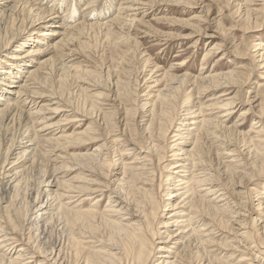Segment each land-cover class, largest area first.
I'll use <instances>...</instances> for the list:
<instances>
[{
  "label": "rangeland",
  "instance_id": "374dc122",
  "mask_svg": "<svg viewBox=\"0 0 264 264\" xmlns=\"http://www.w3.org/2000/svg\"><path fill=\"white\" fill-rule=\"evenodd\" d=\"M62 1L66 2L67 0H62ZM126 1L127 0H97V3L95 4V6L89 9L87 8V6L86 7L84 6L85 2L83 4L80 2L81 5L79 3H76V5H78L79 7V10L76 11V13H78L77 15L82 14L84 15L83 19L85 20L86 18V20L87 19L88 20H87V23H85L86 20L82 21L83 19L80 20L82 22H79L76 20L75 23H78V22L80 24L84 23V25L96 24V26L95 27L88 26L89 29L85 28L83 29L84 31L83 30L77 31V34L76 36H74V38L76 37L80 43L77 40H75L76 42L74 41V45L71 44L72 47L70 46L71 47L70 53L72 54V57L68 59L67 61L73 67L75 66V69L79 68L80 70L84 68L83 71L85 69L86 70L84 72L81 70L80 71L77 70L76 74L73 72L71 74L64 75L62 72L58 70L50 69L51 68L50 67L49 70H47L48 76H47V81H45L46 83L43 82L45 84L44 85L40 84L39 86L35 85L36 86L35 88L38 89L37 92L40 90L42 93L43 92L46 93L45 94L46 96L47 95L51 96L52 94L53 96H55L54 99L55 98L58 99V102L60 103V105L63 104V107L65 106L67 110L69 109L68 111H70L71 109V112L73 114L75 112L74 114L75 116H83L79 118L82 121L63 127L64 129H62V132L65 131V134H64L65 136H73L72 134L74 132H79V133L81 131L83 132L90 126H93L94 128L98 130L96 135L99 138H97L96 141H94L93 143H90V142H86L83 144L79 143V144H76L77 146L72 147L69 150L70 152L74 154L89 153L90 155H92L93 153L94 156L97 155V157L95 156L96 157L95 160L101 159L99 160L100 163H98L97 165L98 161L97 162L91 161L92 164L90 163L88 165H90L91 167L94 165L95 166L91 168L87 165L89 167V170L87 169L88 167H84L82 170H80L82 167L77 168L79 167L77 166L70 173L64 172L63 174H61V178L65 180L69 178L74 179L76 177V182L77 181L82 182L81 185H84V183H87V180L91 179V177L89 176L90 173H91L90 175H92L93 173L94 177H96V175L98 174L96 177L97 179L95 178L96 182H98L99 177H101L99 176V174L103 176V173L105 172L104 176L106 174L108 176H111V177H108L106 175L107 176V177L105 176L106 178L103 176V180L107 182V186L104 185V187L103 186L101 187L103 189V190H100L101 193L100 192L97 193V191H99L98 188H92L93 190L94 189L96 190L90 191V192L88 191L89 193L87 192V190H85L87 192V193L85 192V194L87 195L88 194L91 195L92 192H94V194H92V197L87 196L88 198H92L94 200L86 199L84 198L85 196L84 197L80 196L81 194H76L75 195L76 198H71V195L74 194L72 193V194H69L70 196L68 195L70 199H68V201L67 200L64 201L66 202L64 205L69 204L71 206H74L72 203H74L75 205H77L78 203H79L78 205H80V203H83L84 205L83 204L81 205L84 206V209L90 208L92 210V206H94L96 203L95 207L97 208L98 206L97 210L99 209L100 212H103V211L105 212L107 210L109 203H111L109 199L110 195H114V190L112 188L114 187L115 189H118L117 185L119 183L117 182V179L121 178L122 164L123 163L129 164V165H136L139 163L144 164L146 165V167H143V171L146 172L152 179H155L156 183L155 182H151V183L152 184L154 183L153 185H155L156 189L158 190L159 198L157 201L160 202V206H161L159 210V215H158L159 218H157L158 219L157 224H155L156 225L155 228L157 229V233L155 236V240H156L155 245L162 246V244L165 243V241L170 242L174 237L173 238L171 237L172 239L170 238L169 240H167V237H168L167 235L170 234L171 232H176L178 228H175V227L168 228L166 227V225H163V224L158 225V223L159 222L166 223V221L168 220L167 219L169 217L168 212H163V211H165V205L169 203V200H170L169 198H171L170 194L173 193L175 190L174 189L175 184L173 183L174 181L171 178L172 176L174 178V176L176 175L172 174L174 171H172L171 168L169 170V168L166 169V167H168V165L171 163L180 162L179 159H183L184 157V156L173 157L174 155L173 150L174 151L177 150L174 145L178 144V142L173 143V141L175 140L173 136L177 134L176 127H179L181 120H185L182 117H187L186 110H188L189 107L191 106L188 104L191 94L195 95L192 102L202 101V103L204 104L205 103L209 104L212 102V101H209L212 97H214L215 95H218L219 93L225 92L226 90H228V88H230L228 87V88H222V89L210 91L209 93H206L202 96L197 95L196 94L197 87H195L194 89L195 84L193 83L194 82L193 80H195L194 78L199 77L198 75H200V72L202 74L203 72L212 71L213 75L221 77V79L219 77L220 80L223 79V75H229V77H232V78L234 77L231 80H235V81L237 80L238 84L234 82L235 85L234 87H232L233 90L231 88V91L229 92L231 93L233 92L231 97H234V94L238 93L239 94L237 97L238 101H237V104L234 106V109H233L234 111L231 116H229L228 118L224 117L225 119H222V120L219 119L221 120V122L225 121V123H223V127L219 129L221 130L218 132V136L220 137L216 141L220 142L218 143L219 145L221 143H224V145L220 146V150L221 151L224 150L220 152V154L228 153L226 149H229L232 156L239 157L237 158V160L240 163L239 165L242 168L240 170L238 169V172L240 173H235L231 170H227L229 171L227 172L225 170L227 169L226 166L229 163H231L233 159L227 156H222V158L223 157L224 158L223 160L219 162L215 155L216 153L215 150L213 151L211 150L210 154H207V157L203 160L205 161L204 163L201 162L203 163L201 169L203 168L202 170H204L201 172L202 175H206L207 172H210L214 176L213 181L215 182L209 181L208 184L212 187H216V189H218L220 193L224 195L223 199L225 202L218 203V206L221 205L227 210H224L225 214L223 211H222L223 213L222 212L218 213L212 210L211 208L212 205L209 208L207 204L206 205H204L203 203L197 204L198 206L196 207L200 211H198L197 209L193 210L194 213L196 212L195 217H197V219L194 217L193 222L195 221L196 223L195 226L197 227L196 228L192 227V229L199 230L198 227L200 226V224H202L203 226L205 225L201 230L204 231V234L206 236L209 233L208 235L214 238V243L211 244L210 247L208 248L207 246L203 244V242H201L199 238H196V239L193 238L194 240H190L191 242L189 244H191L193 241H195L196 243V240L198 239L197 241H200V242H197L196 244H199V245L201 244V245L200 246L196 245L194 244V242L191 245L192 247H195V248H191V245H190L189 247L190 249H188L187 251L189 252L188 258L189 257L190 258H189V262L187 263L190 264L191 262H193V264H203V263L204 264L206 263L208 264H264V235H263L264 205H261L262 207H259L260 201L264 202V198L262 196L263 194H261L262 192H260V191H263L262 189L264 188V162H263L264 160H262L261 158H259V156L256 155L259 148L257 145H254L253 142H251V139L254 136H256L255 131L252 129L253 122H255V120H257L258 122L259 121L258 117L261 116V114H262V117H264V113H263V110H264V95L263 94L264 93H262L264 92V87L262 86L264 84V81L262 80L264 78V66H262L264 64V57H262L260 54L258 55L257 54L258 51L256 52L257 50L256 45L258 44V42H261V40L264 41V0H255L254 2L251 3V6L246 4V0H137V1L135 0V5L132 4L133 1L131 2L129 1V5L127 4L125 7ZM105 4H106V7L104 6ZM107 4L110 6L111 4L113 5L112 11L110 10H109L110 12L106 11ZM41 5L45 6V8L52 9L51 5L46 7V2L45 4L42 3ZM62 7L65 8V6H62ZM131 7H133L135 10H133V8ZM246 7H249L253 10V11L251 10L252 13L250 17H248L246 14ZM85 9H88V10H85ZM102 9L105 11L106 13L105 15H101L100 10ZM119 9H122V10H119ZM57 11H61V10L58 9L55 12ZM62 15H64L63 11L60 16ZM118 18H120L121 20ZM77 19H79V17H77ZM111 21L113 22L111 23ZM117 22L119 24H117ZM100 23L102 24V26ZM78 34L79 36L80 35L81 36L79 37ZM51 38L55 39L56 37H51ZM46 42H49V41H46ZM213 48H218V50L213 51L214 50ZM16 49H18L17 45H14L13 47H11L10 51H5L2 54H0V66L1 64H3L1 62L6 60V58L9 55H11ZM210 50H212V52L208 55V57H205L204 59V56H206ZM204 62L207 64L206 70H201L203 68L202 63ZM31 66H34V65L32 64ZM89 72H91V74ZM184 74L185 75L187 74L188 78L190 79V80L188 79L190 83L188 82L189 84H186V86L182 85L183 88L181 87L182 91H180V98H179L180 107H179V111L176 112L177 115H176V119L174 122V127H173L174 129H172L169 132L167 139L165 138V141L160 140L159 142L160 144L158 145L161 146V149H157L156 152L154 151L152 152L151 146L146 140L148 135L143 133V130L145 131V128L148 124L147 123L148 118L146 116L149 115L145 113L146 109L145 110L143 109V106H144L143 104L145 102H148V99H150L149 101H151V96L156 94L157 91H159L160 89H164L165 85L178 87L175 90L179 92L180 84L176 82H178L177 81L178 76L180 77V75L183 76ZM169 75L170 76L172 75V76L170 77ZM24 77H25V74L22 75L20 82L24 80ZM161 77H164V79H167V80L164 81ZM174 77L176 78L171 81L170 78L173 79ZM191 77L193 80L191 79ZM161 79L163 80L162 82H161ZM157 80L159 81L157 83L158 85L155 83ZM191 80H192V83H191ZM170 83H172L173 85ZM259 83H262V84H259ZM185 87H187L188 90L187 88L185 90ZM151 90L153 94H151L150 98H148L147 95L151 93ZM256 91H260L261 96L263 95L261 97L263 102L260 104V106L258 105L261 101L255 102L256 100H259V98L258 99L254 98ZM226 99H228V97H223L220 99V101H225ZM62 100L63 102H60ZM253 102H255L256 104ZM251 103L253 107L255 106V108H253V110L245 114L246 110L250 108ZM217 107L219 110L223 108V107L220 108L219 106H216V108ZM230 108H233V107H230ZM196 110L197 108H195L193 111H196ZM207 110H209V111H206V115L209 113L207 116L209 115L211 116L212 114L214 113L217 114L219 112L217 110L215 112L211 111V109H207ZM223 110L222 112L220 110L221 112L220 115L221 116L227 115L228 113L227 114L223 113L225 111ZM129 112H132L135 115L133 114L131 115V113ZM243 112H244L245 118L242 121L239 115L242 114ZM77 113L82 114V115H78ZM85 113L87 114V116H84ZM69 114L70 113H68V115ZM60 118L62 117L59 116V118L56 119L57 121L55 120L54 123L58 122ZM197 121H200V120H197ZM21 124L16 123L14 125H11L10 127H7L11 131H9L6 127L3 131H0V174H3L4 178L7 174L10 176L13 175V173L10 172L11 166L9 163H7L9 167L7 164H6L7 166L1 165V164H4V161H5L4 158H6L5 146L6 145L8 146L11 143L16 142L17 139L20 140L21 136H19V134L21 135L22 133V136H23L25 134L24 130L28 131L29 124H26L24 122L22 125ZM24 124L27 127H25ZM15 125H19L20 127L15 126ZM18 127L19 129L22 128V130L19 131ZM127 128L128 129L134 128V132L132 133L133 135L132 138L134 139V142L132 141L133 139L130 138L129 135L127 134L128 133ZM228 129L233 130L232 131L233 134L231 133V135H229L230 131ZM251 130H253L254 132ZM57 134H59L57 136L61 135L59 131H57ZM119 135L121 136L120 138H119ZM17 136L19 138H17ZM50 137H53V136L51 135ZM117 137L119 138L118 139L119 141L117 140ZM126 138L127 140L130 139V143H129V140L127 142L125 141ZM157 138L162 139L159 135V132L157 133L155 132V139ZM2 141L4 144L1 143ZM227 142L229 143V145L227 144ZM138 143L141 144L145 148L140 149L142 147L141 146L139 150L137 151V153H135L134 151L135 146H137ZM170 145L173 147L171 148ZM97 148H101V149H99V151H96ZM127 148H128V151L130 150L129 148H131L133 152L132 151L126 152L125 150H127ZM140 150L143 153H140ZM146 150H150V152L153 153L152 155L154 158L152 159H154L155 161L154 166L150 165L151 162L149 161V159L147 160V162L146 161L143 162V160H136V161L134 160L136 157H144L145 152H147ZM124 151L126 153H124ZM233 151H235L237 155ZM96 152H98L99 154L101 153V154L99 155ZM140 154L141 156H139ZM98 155L100 156L99 159H97ZM38 159L39 158H37L36 160L37 163L35 162L36 170H34V172L32 173L28 171L29 174L28 172L25 173V174H28L26 176L25 174L23 175V177H26V178L22 177L23 179H25L24 180L25 182L23 181L24 184H22V193L26 192L27 190L28 191L27 193L22 194L23 196H20L19 199L23 197L22 199L25 201H23L22 199L21 200L17 199V201H20V202L18 203L16 202L14 205L15 206L14 208H17L18 212H20L21 214L22 213L25 214L23 216L28 217V219L30 218V221H28V219L25 220V217L24 219L21 218L22 215L20 213L16 214L17 216H19V218L23 219V222L25 224L23 226L24 228L23 232H21V234L18 233L20 235V238H24V239L26 238L25 239L26 243L29 240L28 238L32 239V240H29L31 242L28 241V244L30 247L29 252H31L32 250L35 251L34 249L36 248V251H35L36 253L35 252H32V254L30 253L34 257V261L35 262L37 261L34 264H37V263L43 264V262L39 263L40 260H43V259L45 260L44 264H76V260H75L76 259V256H75L76 245L74 244L76 237L82 239L83 242H85L86 240V243H84L86 245L85 247H87V245L88 246L90 245L91 248H93L94 250L97 247L98 250H101L104 252L106 250L110 251L109 249H112V251L113 252L116 251L115 253H118V255H123L124 256L123 259L125 258V260L121 259L118 264H124V262H126L125 264H129L126 259H130V263H132L131 256L125 255V254L128 251H130L133 245L135 244L133 239L131 237H123V236L121 237V235L119 236L118 233H114V232H117L116 229L115 231H113L114 230L113 228L111 227L109 228L108 226L104 225V223L100 221L99 216L96 218L97 221L95 219H94L95 221L92 220L93 224L94 222L95 223L97 222L93 226H92V223H91V226H83L81 224L82 222L79 223V222H76V220L74 221L69 220L67 226L65 227L64 222L62 223H59L60 221L55 222V221H58L57 219H55L54 222H52V225L50 224L49 227H47L48 226L47 225L46 226L47 229H45L46 227H43V225L41 224H40V227H39V224H35L33 226V224L36 223V222L34 223L31 222V218L33 217V211H32L33 207H35V205L37 206V203L38 204L40 202L43 203L46 200L44 197H41V200L39 198L43 194L42 186L40 183V180H41L40 177L41 175L42 177H44L45 175H48V172L46 174V170H48V168L50 170V169H53V167H56L57 169L58 167L62 166V163L59 160H55L56 158L54 157L52 160L53 165L50 163V166H48V164H45V161L47 159L46 160L44 159L45 161L40 160V159L38 161ZM39 162L40 163L43 162L48 167L44 166L43 163L40 164ZM100 164H103L104 166L102 165L103 166L102 167ZM39 165L44 166V167L40 166L41 169L40 168L38 169ZM99 165L101 166V170H100ZM94 168L96 169L99 168L98 169L99 171L93 170ZM209 169L210 171H208ZM95 171L97 174L95 173ZM39 172L41 173V175L38 174ZM241 173L243 175L244 174H247V175L243 176L241 175ZM3 175H1L0 177V180L2 179L0 183L5 185L4 182H6V179L5 181L3 180L4 179L2 178ZM170 175H172L170 178L171 180H168ZM215 178H217V180H215ZM45 179H46V176H45ZM109 179H111V181ZM106 180H109V181H106ZM26 181L27 183L30 182L29 183L30 185L27 184ZM114 181L116 182V184H114L115 183ZM156 184H158V186ZM38 186H39V189L41 187L40 190L38 189ZM205 188L207 189V186L204 188L203 187L199 188V190L202 191V189L205 190ZM164 189L166 190L164 191ZM221 191H223L224 193ZM38 193L40 195H38ZM241 193H244V195L242 196ZM100 194L102 196H100ZM238 194H241V195L237 197ZM25 195L27 196L25 197ZM78 195L79 197L82 198L80 199L81 201L85 199L86 200L82 202L81 201L78 202L79 201V199L77 198ZM133 196L135 195H132V196L130 195L129 197L134 198ZM0 197H3V195L1 196L0 194ZM98 197H100L99 199L100 201L95 202L96 201L95 199ZM227 197L230 202L227 201L228 200ZM212 198L213 197L211 196V199ZM225 198L227 200H225ZM0 199L1 201L3 200V198H0ZM34 199L36 201L37 199H39L36 204L34 203L35 201ZM72 199H73V202H72ZM6 200L7 199H5V201ZM114 200L112 199V202ZM133 201L132 203L135 204V202ZM32 202L34 203V206H31L33 205ZM68 202H70L71 204ZM216 202H219V201L216 200ZM19 204L22 206H20ZM18 205L19 207H17ZM81 205L80 207H82ZM225 206H227L228 208ZM95 207H93V209H96ZM18 208H20V211L18 210ZM29 211L31 212V215L28 213ZM230 211L231 212L233 211L232 214ZM199 212L200 214H202V216L199 214ZM229 212H230V215H228ZM105 213L107 214L108 212H105ZM208 214H211V215H208ZM231 215H233L232 218H231ZM111 216L112 218L116 217L114 213H112ZM3 217L5 219L3 220L4 222L1 221L2 219H0V224H2V227L0 225V228H3L5 233L8 232L10 229H11L10 232L14 230L13 228L15 227L10 221L11 217L9 218L8 215L7 216L3 215ZM124 218L125 217H123V219ZM125 219L123 221L124 223H126ZM6 220L7 222H5ZM197 220H199V222H196ZM233 220H237L235 221L236 223ZM25 221H28V222L26 223ZM30 222L32 223V225ZM8 223H10L11 226ZM77 223H79L80 225ZM98 223H100V225ZM101 223L106 228L102 226ZM222 223H225V224H222ZM55 225L56 227H54ZM32 226L33 228L35 226H38V227L37 228L35 227L33 229ZM206 226L208 227L206 228ZM227 226L229 227L228 229L226 228ZM231 227H232V230H231ZM28 228L29 229L32 228L31 231ZM44 230L48 232L45 231L46 232L45 233ZM187 230L189 231L190 228H187ZM179 231H183V230H179ZM35 233L36 234L38 233V234L35 235ZM235 233H237V235ZM256 233L259 235H257ZM22 235H25V237H23ZM115 237H118V238H115ZM70 240L71 242H73V245L70 242ZM107 243H110V244H107ZM202 244L204 246H202ZM117 246L120 247V249H118ZM121 246L124 249H122ZM139 246L140 245L138 242L135 246L136 252L139 249ZM113 247L115 248L117 247L116 248L117 250H114L115 248L113 249ZM192 249L195 251V253ZM177 251L180 252L181 248L177 249L176 252ZM208 251L211 252L209 253V255H208ZM40 252L43 253L44 255H42ZM176 252H175V255L178 256L179 252L177 253ZM131 255L134 257L135 253L133 254L131 253ZM159 255H163V252L157 251L156 249L153 252L152 258H150L151 261L148 264H157V263L159 264L158 262ZM205 258L209 260H205ZM80 259H81L80 262H77V264H81V263L84 264L83 254L81 255ZM47 260H49L50 263L49 261L47 262ZM182 260L184 261L185 264H187L186 261L188 260L182 259L181 256L179 258V261L178 259H176V261L179 262V264H182L181 263ZM221 260L223 262H229V263H222ZM99 262L101 264H104L105 262H106L105 264H112L111 260L105 261V259L102 260L100 257H98V264H100Z\"/></svg>",
  "mask_w": 264,
  "mask_h": 264
},
{
  "label": "bare ground",
  "instance_id": "6f19581e",
  "mask_svg": "<svg viewBox=\"0 0 264 264\" xmlns=\"http://www.w3.org/2000/svg\"><path fill=\"white\" fill-rule=\"evenodd\" d=\"M129 1L130 2L133 1L132 4L135 5V0H127L125 2V7L127 4L129 5ZM254 1L255 0H246V4L251 6V3ZM45 2H46V7L51 5L52 9L45 8V6L41 5L42 3L45 4ZM80 2L82 4L85 2L84 6L85 7L87 6V8L89 9V8L95 6V4L97 3V0H67L66 2H64L62 0H57V2H56V0L55 1H53V0H0V54H2L5 51H10L11 47H13L14 45H17V48H18L11 55H9L6 58V60L1 62L3 64H1V66H0V131H3L5 129V127L6 128L10 127L11 125H14L16 123H20V124L22 123L23 124V122H24L26 124H29L28 131L24 130L25 134L23 136H22V133H21V135L19 134V136H21L20 140L17 139L16 142L11 143L8 146L7 145L5 146L6 158H4L5 159L4 164H1L2 166L3 165L7 166L8 165L7 163H9L11 166L10 172L13 173V175L12 174H11L12 176H10L8 174L6 175L3 172L6 175L4 178V175L0 174V177H1V175H3L2 178H4L3 179L4 181L6 179V182H4L5 185L0 183V194H1V196L3 195V197H0V198H3L2 201L0 199V201H1L0 202V219H2L1 221H3L5 219L3 217V215L4 216L8 215L9 218L11 217L10 221L12 222V224L15 228H13L14 230H12L13 233H12V231L10 232V230H11L10 228H8V229H10L9 231L7 230L9 233L8 232L5 233L3 228H0V264H34L37 262V261L36 262L34 261V257L31 255L32 252L36 251V248L34 247L35 251H33L31 249L32 251L29 252L30 247H29L28 241L32 240V239L28 238L29 240L26 243V241H25L26 238L25 239L20 238V235H19L24 230L23 226L25 224L23 222V219L25 217V220H26V219H28V217L23 216L25 214H23V213L21 214L20 212H18L17 208H14L15 207L14 205L16 202L17 203L20 202V201H17V199L21 200L23 197H21V199H19V197L23 196L22 194H25L28 191L27 190L26 192L22 193V184H24V182H25L24 181L25 179H23V178H26V177H23V175L25 173H27L28 171H30L32 173V172H34V170H36L35 162L37 163V161H36L37 158H39L40 160H43V161H45L47 159L48 161L46 160L45 164H48V166H50V163L52 164L53 157L56 158L55 160H59L62 163V166H60L61 168L58 167L57 169H56V167H53V169H50V170H49V168H48V170H46L47 169L46 168L45 169L46 174L48 172V175H45L46 179H45V176L42 177V175L40 173L41 170L38 173L41 175L40 178L42 181L40 179L39 180H40L42 190H43V192H42L43 194L39 198L41 200V197H44L46 200L43 203L40 202L38 204L37 201L39 199H37V201L34 199L35 200L34 203L35 204L37 203V206L35 205V207H33V210H32L33 211V217L31 218V222H33V223L36 222L33 224V226L35 224H39V227H40V224H41V225H43V227H46L47 225H48L47 227H49V225L50 224L52 225V222H54L55 219L58 220L55 222H59V221H60L59 223L64 222L65 227L67 226L69 220H73V221L76 220V222H79V223L82 222L81 224L83 226H91L92 220L95 221L96 218L99 216L100 221L102 223H104V225L108 226L109 228L110 227L113 228L114 229L113 231H115V229H116L117 232H114V233H118L119 236L121 235V237L122 236L123 237H131L133 239L135 244L133 245L132 249L125 254V255L131 256V258H132V263H130V259H126L129 264H148L151 261L150 258H152L153 252L156 249H157V251L163 252V255H159V258H158L159 264H179V262H177L176 259H178V261H179L180 256L184 260L187 259L188 260V261H186V263H187V262H189V258H190V257L188 258L189 252H187L188 249H190L189 248L190 245L193 242H194V244H196L197 242H200V241H197L198 240L197 239L196 243H195V241H193L191 244H189L191 242L190 240H194L196 238H199L201 240V242H203V244L205 246H207L208 248L210 247L211 244L214 243V238L212 236L208 235L209 233L206 236L204 234V231L201 230L205 225L203 226L202 224L199 223L200 224V226L198 227L199 230L192 229V227H195V228L197 227V226H195L196 225L195 221L193 222L194 217L196 216V212L194 213L193 210L197 209V207H196V206H198L197 204L198 203H203L204 205L207 204L209 206V208L212 205V207H211L212 210L214 212H218V213H221L223 211L225 214L224 210H227L221 205L218 206V203L225 202L223 199L224 195L221 194L220 191L218 189H216V187H212L208 184L209 181L214 180L213 179L214 176L210 172H207V171H205V172H207L206 175H202V173H201L202 171H204V170H202L203 168L201 169L203 163L205 162L203 160L207 157V154H210L211 150L212 151L215 150L216 151L215 155H216L217 160L219 162L221 160H223L224 157L222 158V156H227V157L233 159L231 161V163H229L226 166L227 167V169H225L226 171L231 170L235 173H240V172H238V169L240 170L242 168L239 165L240 163L237 160V158H239V157L232 156L229 149H226V151H228V153L220 154V152L224 151V150H222V151L220 150V146L224 145V143H221L219 145L218 143H220V142L216 141L220 137V136H218V132L221 131L219 129H221L223 127V123H225V121L221 122V120L231 116L233 114V111H234L233 110L234 106L237 104V101H238L237 97L239 94L235 93L234 97H231L233 92L232 93L229 92V91H231V88L234 87V85H235L234 82H236V84H238L237 80L236 81L231 80L234 77L233 78L229 77V75H223V79L220 80L221 77L213 75L212 71L211 72L210 71L203 72L202 74L200 72V75H198L199 77L197 76L198 78H194L195 80H193L191 77V79L194 81L193 83L195 84V86L193 85L194 89H195V87H197L196 94L199 96H202L206 93H209L210 91H214L217 89L228 88V87H230V88H228V90H226L225 92L219 93L218 94L219 96L215 95L214 97H212L209 100L212 102L209 104L208 103L204 104V103H202V101L192 102L195 95L191 94L190 100L188 102V104L191 106L189 107L188 110H186V112H187L186 116L187 117H182L185 120H181L179 127H176V129H177L176 133L177 134L173 136L175 139L173 141V143L178 142V144L174 145L177 150L176 151L173 150V153H174L173 157H178V156H184V157H183V159H179L180 162L171 163L168 165V167H166V169L169 168V170H170V168H171V170L174 171L172 174H174L176 176H174V178H173V176L170 175L168 180L172 179L174 181L173 183L176 186L174 185L175 190L173 193L170 194L171 198H169L170 199L169 203L165 205V211H163V212H168V214H169V217L167 218L168 220L166 221V223H163V222L158 223V225L163 224V225H166V227H168V228H170V227L171 228L172 227L178 228L177 229L178 232L177 231L171 232L170 233L171 235L170 234L167 235L168 236L167 240H169L171 237L172 238L174 237L173 239L171 238L172 240L170 242L165 241V243H163L162 246L155 245L156 244L155 236L157 233V229L155 228V226H156L155 224H157V220H158L157 218H159L158 215H159V210H160L161 206H160V202L157 201L159 198L158 197V194H159L158 190L156 189V186L153 185L154 183L153 184L151 183V182H155V179H152L146 172L143 171V167H146V165H144V164H140V163L136 164V165H129V164H125V163L122 164V166H121L122 167L121 178L120 179H117L118 177L116 178L117 182L119 183L117 185L118 189H115L114 187L112 188L114 190V195H110V197H109L112 204L109 203L107 210L105 209L106 210L105 212H108L107 214L104 211L100 212L99 209L97 210L98 206H97V208L95 207L96 206L95 202L100 201L99 200L100 197L95 199L96 200L94 202L95 205L92 206V210L90 208L84 209L83 203H80V205L83 204V205H81L82 207H80V205H78L79 203L77 205L72 203L74 206H71L69 204L64 205L66 203L64 201H66V200L68 201V199H70L69 194L74 193L73 195H71V198H76L75 197L76 194H81L80 196H82V197L85 196L84 198H86V199L94 200L92 198H88V197H92V194H94V192H92L91 195L90 194L87 195V194H85V192H86L85 190H87V192L88 191L90 192V191L96 190V189L93 190L92 188H98L99 191H97V193H99L100 190H103L101 188L102 186L103 187H104V185L107 186V182H105L103 180V176H104L105 172L103 173V176L99 174V176H101V177H99L98 182L95 181V178L98 175L96 173V171H95V173L97 174V175L95 174L96 177H94L93 173H92L93 176L90 175L91 174L90 173L89 176L91 177V179L87 180V183H84V185H81L82 182H78V181L76 182V177L74 179L69 178V179H65V180L61 178V174H63L64 172L70 173L77 166H79L77 168L82 167L80 169V170H82L84 167H88V166L91 167L88 164H90V163L92 164L93 161H95V162L98 161L97 165H98V163H100L99 160H101V159H99L100 158L99 155L101 153L99 154L98 152H96L99 154L98 158H97L99 160H95L97 155H95L96 156L95 157L93 155V153H92V155H90L89 153L74 154V153L70 152V150H69L72 147L77 146L76 144H79V143L83 144L86 142L93 143L94 141H96V139L99 138L96 135L98 130L96 128H94L93 126H90L86 130H84L83 132L81 131L82 133L81 132L80 133L74 132L76 134L73 133L72 134L73 136H65L64 135L65 131L62 132V129H64L63 127L74 124L76 122L82 121L79 118L83 117V116H75L74 110H73L74 114L71 112V109H70V111H68L69 109L67 110L65 106L63 107V104L60 105V103L58 102V99H56V98L54 99L55 96H53L52 94H51V96H49V95L46 96L45 95L46 93L43 92L44 93L43 94L40 90L37 92L38 89L35 88L37 85L38 86L40 84L44 85L46 83L45 81H47V76H48L47 70H49L50 67H51L50 69L58 70V71L62 72L64 75L65 74H71L73 72L76 74L77 70L83 71L84 68H82L80 70H79V68L75 69V66L73 67L67 61L68 59H70L72 57V54L70 53L71 52L70 48L72 47L71 44L74 45V41L77 40L76 37H75L76 39L74 38V36H76V34H77V31L78 30L82 31L83 29L88 28V26H91V27L96 26V24L84 25V23L83 24L79 23V22L86 20V18H85V20L83 19L84 15H82V14L77 15L78 13H76V11L79 10V7H78V5H76V3L80 4ZM110 3H111V1H110ZM62 6H65V8ZM104 6L106 7V4ZM131 8H133V7H131ZM58 9L61 11L55 12ZM88 9H85V10H88ZM109 10L110 11L113 10L112 4H111V6L107 4L106 11L110 12ZM119 10H122V9H119ZM133 10H135V9L133 8ZM251 10H252L251 8L246 7V14L248 17L251 16V13H252ZM62 11H63L64 15L60 16L62 14ZM100 13H101V15L106 14L103 9L100 10ZM77 17H79V19H77ZM118 19H120V18H118ZM76 20L79 22L75 23ZM80 20H82V21H80ZM87 20L85 21V23H87ZM112 22L113 21H111V23ZM118 22H117V24H119ZM110 25H112V24H110ZM101 26H102V24H101ZM100 28H102V27H100ZM78 36H79V34H78ZM51 37H56V38L52 39ZM46 41H49V42H46ZM256 46H257L256 52L258 51L257 54L258 55L260 54L262 57H264L263 56L264 55V41L261 40V42H258V44ZM213 49H214L213 51L218 50V48H213ZM80 50H82V49H80ZM211 52H212V50H210L207 53V55L204 56V59H205V57H208V55ZM75 53H76V51H75ZM74 56H75V54H74ZM262 57H260V58H262ZM72 62H71V64H72ZM32 64L34 66H31ZM206 66H207V64L205 62L202 63L203 68L201 70H206ZM262 66H264V64ZM81 73H80V75H81ZM89 73L91 74V72H89ZM23 74H25L24 80L20 82ZM75 74H73V75H75ZM169 76H168V78H169ZM87 77H88V75H87ZM219 77H220V79H219ZM161 78L164 81L167 80V79H164V77H161ZM175 78L176 77H174L173 79L170 78V80L172 81ZM162 79H161V82L163 81ZM188 79L189 78H188L187 74L186 75L184 74L183 76L180 75V77L178 76V79H177L178 82H176V83L180 84L179 85L180 90L178 89L179 92L175 90L178 87L165 85L164 89H160L159 91H157L156 94L151 96V94H153L152 90H151V93H149L147 95L148 98H150V96H151V101H149L150 99H148V102H145L143 104L144 105L143 109L144 110L146 109L145 113L149 114L148 116H146L148 118V122H147L148 124L145 128L146 132L143 130V133L148 135L146 140L150 144L152 152L153 151L156 152L157 149H161V146L158 145V144H160L159 143L160 140L165 141V138L167 139L169 132L172 129H174L173 128L174 122H175L176 115H177L176 112L179 111V107H180L179 98H180V91H182L181 87H182V85L186 86V84L190 83V81H189L190 79L189 80ZM192 80H191V83H192ZM262 80L264 81V78ZM43 82H45V83H43ZM158 82L159 81L157 80L155 83L157 84ZM166 84H167V82H166ZM170 84H172V83H170ZM259 84H262V83H259ZM262 86L264 87V84ZM186 88L187 87H185V90H186ZM187 90H188V88H187ZM232 90H233V88H232ZM262 93H264V92H262ZM216 96H218V97H216ZM262 96H261L260 91H256L254 98L255 99L259 98V100H256L255 102L261 101L258 106H260V104L263 102V100L261 98ZM223 97H228V99H226L225 101H220V99ZM196 99H198V98H196ZM250 101H252V100H250ZM60 102H63V100ZM255 102H253V103H255ZM87 103H88V101H87ZM216 106H219L220 108L223 107L222 109H220L221 112L224 109L225 111L223 110L224 111L223 113H226V114L228 113V114L221 116L220 115L221 112L218 109V107L216 108ZM230 107H233V108H230ZM195 108H197V110L193 111ZM226 108H228V109H226ZM253 108H255V106L253 107V105L251 103L250 108L248 110H246L245 114L248 113L249 111L253 110ZM207 109H211V111H214V112L217 110L219 112L217 114L214 113L211 116L210 115L207 116L209 114L208 113L206 115V111H209ZM68 113H70L71 116H70V114L68 115ZM91 113H89V114H91ZM129 113H131V115L133 114L132 112H129ZM263 113H264V110H263ZM78 115H82V114H78ZM99 115H100V113H99ZM133 115H135V114H133ZM59 116L62 118H60V120L58 122L54 123V121L57 118H59ZM84 116H87V114L85 113ZM239 116L241 117V120L243 121L245 118L244 112L242 114H240ZM258 118H259V121L257 122V120H255V122H253V124H252L253 125L252 129L255 131L256 136H254L251 139V142H253L254 145H257L259 148L258 152L256 151L257 152L256 155L259 156V158H261L262 160H264V117H262V114H261V116H259ZM219 119H221V120H219ZM197 120H200V121H197ZM15 126H19V125H15ZM24 126H25V124H24ZM19 127H18V129H19ZM25 127H27V126H25ZM126 127H127V125H126ZM20 130H22V128H20L19 131ZM125 130H126V128H125ZM226 130H227V128H226ZM228 130L230 131L229 135H231L233 130H231V129H228ZM253 130H251V131H253ZM9 131H11V130H9ZM57 131H59V133H61L60 136H57V135H59V134H57ZM127 131H128L127 134L129 135V137L132 138V136H133L132 133L134 132V128L133 129L127 128ZM155 132L156 133L159 132V135L162 139H159V138L155 139ZM45 133H47V134H45ZM51 135L53 137H50ZM128 135H126V136H128ZM120 137L121 136L119 135V138ZM17 138H19V137L17 136ZM119 138L117 137V140ZM124 139H125V137H124ZM257 139H259V140H257ZM128 140L130 143V139H128ZM128 140L126 138L125 141L127 142ZM3 141L1 143H3ZM132 141L134 142V139ZM120 142H121V140H120ZM135 142H136V140H135ZM227 144L229 145L228 142H227ZM141 146L142 145L139 143L137 144V146H135V150L133 149L135 151V153H137V151L139 150V148ZM172 147L173 146H171V148ZM188 147H190V148H188ZM101 148H97L96 151H99V149H101ZM142 148H145V147L142 146L140 149H142ZM129 149H130L129 151H132L131 148H129ZM125 151L127 152L128 148ZM125 151H124V153H126ZM146 151L147 152H145L144 157H136L134 160L135 161L136 160H143V162H145V161L147 162V160L149 159V161L151 162L150 165L154 166L155 161H154V159H152V158H154L152 155L153 153H151L150 150H146ZM233 152L236 154L235 151H233ZM140 153H143V152L140 150ZM249 153H250V151H249ZM139 156H141V154ZM255 158H256V156H255ZM39 159H38V161H39ZM11 160H13V161H11ZM257 161H258V159H257ZM201 162H203V163H201ZM41 163H43V162H41ZM45 164L43 163L44 166L48 167ZM103 164H100V165L102 166ZM261 164H262V162H261ZM40 166L41 165H39L38 169L40 168ZM44 166H41V167H44ZM94 166H92L91 168H93ZM101 166H100V170H101ZM138 166H140V167H138ZM8 167H9V165H8ZM89 167L87 168L88 170H89ZM98 169L94 168L93 170H98ZM85 170H86V168H85ZM102 170H103V168H102ZM208 171H210V169ZM227 172H229V171H227ZM28 174H29V172H28ZM28 174H25V176ZM241 175H243V174L241 173ZM244 175H247V174H244ZM171 176H172V178H171ZM108 177H111V176H108ZM109 180L111 181V179H109ZM109 180H106V181H109ZM215 180H217V178H215ZM157 181H159V180H157ZM213 182H215V181H213ZM26 183H27V181H26ZM29 183H27V184H29ZM77 184H79V185H77ZM86 184H88V185H86ZM114 184H116V182ZM110 185H111V183H110ZM156 185L158 186V184H156ZM206 186H207V189L206 188H205V190L202 189V191L199 190V188H202V187L204 188ZM109 187H111V186H109ZM24 189H25V187H24ZM38 189H39V186H38ZM40 189H41V187H40ZM165 190L166 189H164V191ZM262 190L263 191H260V192H262L261 194H263L262 196L264 198V188ZM169 191H170V189H169ZM223 191H221V192H223ZM37 192H38V190H37ZM202 192H204V193H202ZM39 193H41V192H39ZM39 193H38V195H40ZM241 194H242V196L244 195V193H241ZM241 194H238L237 197H239V195H241ZM130 195L131 196L135 195V196H133L134 198H130L129 197ZM26 196L27 195H25V197ZM72 196H74V197H72ZM100 196H102V195L100 194ZM160 196H161V194H160ZM211 196L213 198L215 197L214 198L215 201L213 198L211 199ZM77 198L79 199L78 202H80L81 201L80 199H82L81 197H79V195ZM93 198H94V196H93ZM114 198H115V200H114ZM229 198H230V196H229ZM5 199H7V200L5 201ZM112 199L114 200L113 202H112ZM227 199H228V197H227ZM227 199L225 198V200H227ZM85 200H82V201H85ZM216 200H218L219 202H216ZM23 201H25V200H23ZM75 201H76V199H75ZM132 201L135 202V204H133ZM227 201H229V199ZM72 202H73V199H72ZM262 202L263 201H260V206L258 204L259 207H262L261 205H264V202L263 203ZM34 203L31 206H34ZM68 203H70V202H68ZM19 205L17 207H19ZM20 206H22V205H20ZM227 206H225V207H227ZM93 207H95L96 209H93ZM18 210L20 211V208H18ZM198 211H200V210H198ZM230 212L228 215H230ZM232 212H231V214H232ZM18 213H20L22 215L21 218H23V219L19 218V216L16 215ZM28 213L31 215L30 211ZM112 213H114L116 215L115 218H112V216H111ZM199 214H200V212H199ZM200 215L202 216V214H200ZM208 215H211V214H208ZM232 216L233 215H231V218H232ZM123 217H125V218L127 217L126 219L124 218L126 220V223L123 222L124 221ZM195 218L197 219V217H195ZM201 219H202V217H201ZM7 220L5 222H7ZM199 220H197L196 222H199ZM28 221H30V218L28 219ZM28 221H25V222L27 223ZM229 221H231V220H229ZM233 221L235 222L237 220H233ZM79 223H77V224H79ZM96 223L94 222V224H96ZM102 223H101V225H102ZM5 224H7V223H5ZM8 224H10V223H8ZM94 224L92 223V226ZM98 224L100 225V223H98ZM222 224H225V223H222ZM0 225L2 227V224H0ZM31 225H32V223H31ZM53 225H54V223H53ZM56 225L54 227H56ZM104 225H102V226H104ZM10 226H11V224H10ZM33 226H32V228H33ZM228 226H229V224H228ZM228 226L226 227L227 229L229 228ZM260 226H262V225H260ZM28 227H30V226H28ZM35 227L37 228L38 226H35ZM47 227L45 229H47ZM207 227L208 226H206V228ZM32 228H30V229L28 228V229L31 231ZM187 228H190V230L188 231ZM185 229L187 230V232ZM179 230H183V231H179ZM204 230H206V229H204ZM231 230H232V227H231ZM45 231L46 230H44V232ZM111 231H112V229H111ZM259 231H261V230H259ZM46 232H48V231H46ZM17 234H18V236H17ZM37 234L35 233V235H37ZM235 234L237 235V233H235ZM111 235H113V234H111ZM158 235H159V233H158ZM257 235H259V234H257ZM263 235H264V232H263ZM22 236L25 237V235H22ZM111 237H110V239H111ZM115 238H118V237H115ZM47 240H48V238H47ZM29 242H31V241H29ZM70 242H71V240H70ZM138 242H139L140 246L136 252L135 246ZM71 243L73 245V242H71ZM84 243H86V240H85V242H83L82 239H80L78 237H76V240L74 241V244L76 245V248L74 247L75 245L73 246L76 249V254H75L76 264H77V262H80V260H81L80 258H81L82 254L84 256V260L82 259L84 264H98V257H100L102 260L105 259V261L111 260L112 264H118L120 262V260L123 259V257H124L123 255H118V253H115L116 251L113 252L112 249H109L111 252L107 251V250L105 252L98 250L97 247H96L97 249L95 248V250H94L93 248H91L90 245H89L90 248L88 245H87V247H85L86 245ZM107 244H110V243H107ZM203 244H202V246H204ZM112 245H113V243H112ZM112 245H111V247H112ZM196 245H199V244H196ZM118 246H119V244H118ZM31 248H33V247H31ZM103 248H105V247H103ZM114 248L115 247H113V249ZM116 248L114 250H117ZM121 248H122V246H121ZM180 248H181V251L180 252L177 251V252H179V255L176 256L175 252L177 249H180ZM191 248H195V247H192V245H191ZM118 249H120V247H118ZM122 249H124V248H122ZM198 251H200V250H198ZM198 251H197V253H198ZM131 253L132 254L135 253L134 257L131 255ZM194 253H195V251H194ZM209 253H211V252L208 251V255H209ZM41 254L44 255L43 253H41ZM41 254H40V256H41ZM38 255H39V253H38ZM191 255H189V256H191ZM121 256H122V258H121ZM204 257H206V256H204ZM108 258H109V260H108ZM217 259H219V258H217ZM123 260H125V258ZM205 260H209V259L205 258ZM44 261H45L44 259L40 260L39 263L43 262V264H44ZM48 261L49 260H47V262ZM99 261H101V260H99ZM221 262L222 263H229V262H223L222 260H221ZM49 263H50V261H49ZM102 263H103V261H102ZM107 263H109V262H107ZM125 263L126 262H124V264ZM181 263L183 264L184 261L182 260ZM191 263L193 264V262H191ZM206 264H208V263H206Z\"/></svg>",
  "mask_w": 264,
  "mask_h": 264
}]
</instances>
